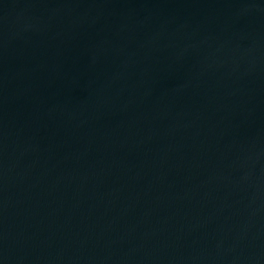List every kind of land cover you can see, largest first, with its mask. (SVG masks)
Segmentation results:
<instances>
[{
    "label": "water",
    "instance_id": "water-1",
    "mask_svg": "<svg viewBox=\"0 0 264 264\" xmlns=\"http://www.w3.org/2000/svg\"><path fill=\"white\" fill-rule=\"evenodd\" d=\"M0 264H264V0H0Z\"/></svg>",
    "mask_w": 264,
    "mask_h": 264
}]
</instances>
